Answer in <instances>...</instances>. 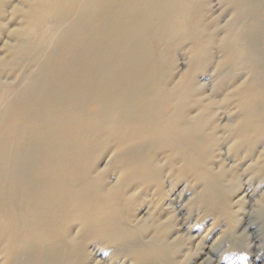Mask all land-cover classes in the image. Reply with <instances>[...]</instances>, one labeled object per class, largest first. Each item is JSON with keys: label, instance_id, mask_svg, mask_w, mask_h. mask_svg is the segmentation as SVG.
Returning <instances> with one entry per match:
<instances>
[{"label": "bare ground", "instance_id": "1", "mask_svg": "<svg viewBox=\"0 0 264 264\" xmlns=\"http://www.w3.org/2000/svg\"><path fill=\"white\" fill-rule=\"evenodd\" d=\"M51 4L41 5L36 13L50 16L60 9L54 17L59 19L55 33L45 43L63 44L55 54L35 60L38 72L11 91L0 111V126L13 114L12 126L20 132L13 142L0 129V244L5 246L6 261L86 264L85 242H98L122 249L135 257L136 264H166L161 247L141 250L146 244L124 217L120 190L101 189L92 169L99 159L89 151L98 131L112 128L122 134L119 147L139 148L132 157L116 162L119 178L127 184L136 177H149L150 159L145 155L149 146L140 145L142 130L150 132L154 143L171 135L161 123L167 108L155 103L162 100L161 64L152 58V44L161 34L169 41L186 33L197 36L199 19L195 17L196 24L190 19L195 5L191 0H52ZM257 6L252 1L233 3L240 18L246 14L244 8L253 12ZM64 27L68 32L57 36ZM232 33L244 49L236 27ZM43 48H35L34 55ZM69 55L73 57L67 60ZM263 73L259 79L264 83ZM245 98L247 106L255 99L264 100V92L253 89ZM260 103L259 115L247 108V136L264 138V101ZM121 114L126 120L116 124L114 118ZM105 115L111 121L105 123ZM192 133L195 130L188 129L189 138L183 139L189 150L196 147L189 141ZM73 226L78 232L70 238Z\"/></svg>", "mask_w": 264, "mask_h": 264}, {"label": "rangeland", "instance_id": "2", "mask_svg": "<svg viewBox=\"0 0 264 264\" xmlns=\"http://www.w3.org/2000/svg\"><path fill=\"white\" fill-rule=\"evenodd\" d=\"M191 1L195 6L190 19H199V24L193 22L199 34L186 33L171 41L161 34L152 44V58L161 64L162 100L155 103L167 108L161 123L171 135L154 143L150 132L142 130L140 145L149 146L145 153L150 159L149 177H136L127 184L119 178L116 162L132 157L139 148L119 147L122 134L112 128L98 131V139L90 144V155L99 159L93 175L101 189L120 190L124 217L146 244L141 250L161 247L166 264H264V138L246 135L247 108L259 115L264 100L245 106L248 91L264 92L259 79L264 72V0H242L258 5L253 12L244 8L242 18L234 12L235 0ZM51 3L0 0V111L11 91L38 72L35 62L55 54L63 44L46 46L55 33L59 8L50 16L36 13L41 5L54 6ZM36 24L40 27L35 29ZM235 27L244 49L234 42ZM66 32L64 27L57 36ZM38 46L44 48L36 57ZM121 115L114 118L116 124L126 120ZM103 117L105 123L111 121L109 115ZM8 119L0 129L14 142L20 132L12 126L14 115ZM188 129L195 130L189 140L195 149L183 142L189 138ZM8 229L6 225L4 230ZM77 232L73 226L68 234L75 238ZM85 247L86 264H136L135 257L114 246L85 242ZM4 251L0 244V264H8Z\"/></svg>", "mask_w": 264, "mask_h": 264}]
</instances>
